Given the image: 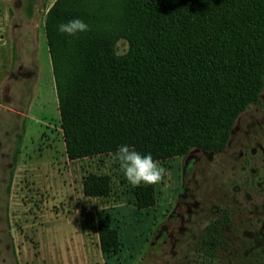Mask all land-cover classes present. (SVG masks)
Returning a JSON list of instances; mask_svg holds the SVG:
<instances>
[{"label": "rangeland", "instance_id": "rangeland-1", "mask_svg": "<svg viewBox=\"0 0 264 264\" xmlns=\"http://www.w3.org/2000/svg\"><path fill=\"white\" fill-rule=\"evenodd\" d=\"M54 1L0 0V264H264V85L223 150L158 160L140 209L116 152L66 156L43 27ZM90 174L108 177L107 197L83 195Z\"/></svg>", "mask_w": 264, "mask_h": 264}, {"label": "trees", "instance_id": "trees-1", "mask_svg": "<svg viewBox=\"0 0 264 264\" xmlns=\"http://www.w3.org/2000/svg\"><path fill=\"white\" fill-rule=\"evenodd\" d=\"M76 18L88 32L58 31ZM43 27L69 160L121 145L154 161L223 150L263 89L264 0H55ZM109 192L107 176L85 177L84 196ZM134 197L153 203L148 187ZM98 238L102 253L118 250L115 231Z\"/></svg>", "mask_w": 264, "mask_h": 264}, {"label": "clouds", "instance_id": "clouds-1", "mask_svg": "<svg viewBox=\"0 0 264 264\" xmlns=\"http://www.w3.org/2000/svg\"><path fill=\"white\" fill-rule=\"evenodd\" d=\"M58 31L69 36L89 31V26L79 18L73 19L58 26ZM118 162L120 170L126 181L133 187L141 184L154 185L159 183L164 175V168L158 161H154L152 155H141L127 145H121L112 157Z\"/></svg>", "mask_w": 264, "mask_h": 264}]
</instances>
